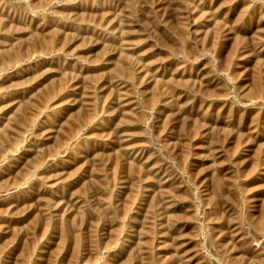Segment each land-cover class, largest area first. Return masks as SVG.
<instances>
[{
    "label": "rangeland",
    "instance_id": "obj_1",
    "mask_svg": "<svg viewBox=\"0 0 264 264\" xmlns=\"http://www.w3.org/2000/svg\"><path fill=\"white\" fill-rule=\"evenodd\" d=\"M0 264H264V0H0Z\"/></svg>",
    "mask_w": 264,
    "mask_h": 264
}]
</instances>
